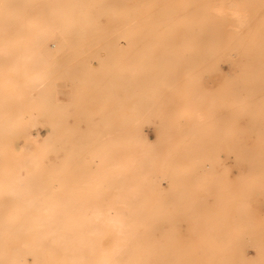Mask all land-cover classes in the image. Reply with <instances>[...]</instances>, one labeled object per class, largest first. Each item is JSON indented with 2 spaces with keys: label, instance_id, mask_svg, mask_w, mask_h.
<instances>
[{
  "label": "rangeland",
  "instance_id": "374dc122",
  "mask_svg": "<svg viewBox=\"0 0 264 264\" xmlns=\"http://www.w3.org/2000/svg\"><path fill=\"white\" fill-rule=\"evenodd\" d=\"M80 263L264 264V0H0V264Z\"/></svg>",
  "mask_w": 264,
  "mask_h": 264
},
{
  "label": "bare ground",
  "instance_id": "6f19581e",
  "mask_svg": "<svg viewBox=\"0 0 264 264\" xmlns=\"http://www.w3.org/2000/svg\"><path fill=\"white\" fill-rule=\"evenodd\" d=\"M237 22H238V21H237ZM29 73H31V72H29ZM14 105H15V104H14ZM16 105H17V104H16ZM16 105H15V106H16ZM15 106H14V107H15ZM7 123H8V122H7ZM7 123H6V125H7ZM37 151H39V150L37 149ZM41 151H42V150H41ZM41 151H40V152H41ZM35 152H36V151H35ZM42 153H43V152H42ZM39 156H40V155H39ZM39 158H40V157H39ZM32 159H33V158H32ZM24 161H25V160H24ZM38 161H40V159H38ZM14 201H15V200H14ZM29 206H30V205H29ZM27 209H28V208H27ZM47 217H49V216H47ZM109 217H111V216H109ZM109 217H108V218H109ZM49 218H50V217H49ZM110 219H112V218H110ZM59 220H61V219H59ZM61 221H62V220H61ZM73 224H75V223H73ZM2 244H3V243H2ZM80 264H81V263H80Z\"/></svg>",
  "mask_w": 264,
  "mask_h": 264
}]
</instances>
